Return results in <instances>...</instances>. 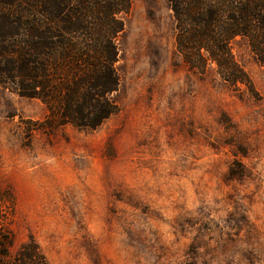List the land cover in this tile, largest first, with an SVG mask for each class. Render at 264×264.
I'll list each match as a JSON object with an SVG mask.
<instances>
[{
  "label": "rangeland",
  "instance_id": "374dc122",
  "mask_svg": "<svg viewBox=\"0 0 264 264\" xmlns=\"http://www.w3.org/2000/svg\"><path fill=\"white\" fill-rule=\"evenodd\" d=\"M120 111L95 130L36 128L44 104L0 91V199L12 250L49 264H264V66L257 95L184 64L167 0H131Z\"/></svg>",
  "mask_w": 264,
  "mask_h": 264
},
{
  "label": "trees",
  "instance_id": "16d2710c",
  "mask_svg": "<svg viewBox=\"0 0 264 264\" xmlns=\"http://www.w3.org/2000/svg\"><path fill=\"white\" fill-rule=\"evenodd\" d=\"M182 61L202 75L257 92L233 44L245 40L264 66V0H167ZM131 0H0V91L41 101L34 129L95 130L120 111L119 38ZM0 199V264H49L30 239L12 250Z\"/></svg>",
  "mask_w": 264,
  "mask_h": 264
}]
</instances>
